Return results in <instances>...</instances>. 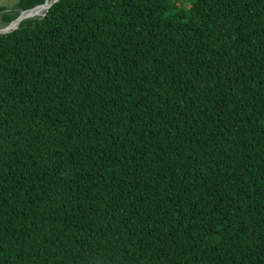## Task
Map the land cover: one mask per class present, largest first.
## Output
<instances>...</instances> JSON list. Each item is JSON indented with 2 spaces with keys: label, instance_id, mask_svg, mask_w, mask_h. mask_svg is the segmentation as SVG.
<instances>
[{
  "label": "trees",
  "instance_id": "trees-1",
  "mask_svg": "<svg viewBox=\"0 0 264 264\" xmlns=\"http://www.w3.org/2000/svg\"><path fill=\"white\" fill-rule=\"evenodd\" d=\"M0 264H264V0H59L0 34Z\"/></svg>",
  "mask_w": 264,
  "mask_h": 264
},
{
  "label": "water",
  "instance_id": "water-1",
  "mask_svg": "<svg viewBox=\"0 0 264 264\" xmlns=\"http://www.w3.org/2000/svg\"><path fill=\"white\" fill-rule=\"evenodd\" d=\"M58 1L59 0H45L43 4L21 11L19 15L9 24L0 26V34H6L15 31L18 28L19 24L24 20L33 18H44L47 12L49 11L50 7ZM39 8H42V12L40 13L37 12Z\"/></svg>",
  "mask_w": 264,
  "mask_h": 264
},
{
  "label": "rangeland",
  "instance_id": "rangeland-1",
  "mask_svg": "<svg viewBox=\"0 0 264 264\" xmlns=\"http://www.w3.org/2000/svg\"><path fill=\"white\" fill-rule=\"evenodd\" d=\"M18 0H0V7H5L7 10L13 9Z\"/></svg>",
  "mask_w": 264,
  "mask_h": 264
},
{
  "label": "bare ground",
  "instance_id": "bare-ground-1",
  "mask_svg": "<svg viewBox=\"0 0 264 264\" xmlns=\"http://www.w3.org/2000/svg\"><path fill=\"white\" fill-rule=\"evenodd\" d=\"M37 12H38V13L42 12V8H39V9L37 10Z\"/></svg>",
  "mask_w": 264,
  "mask_h": 264
}]
</instances>
